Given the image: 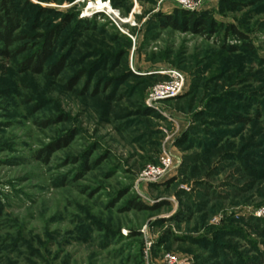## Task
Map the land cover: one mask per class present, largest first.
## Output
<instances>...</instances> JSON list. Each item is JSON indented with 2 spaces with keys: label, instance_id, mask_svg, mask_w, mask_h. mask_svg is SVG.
<instances>
[{
  "label": "rangeland",
  "instance_id": "obj_1",
  "mask_svg": "<svg viewBox=\"0 0 264 264\" xmlns=\"http://www.w3.org/2000/svg\"><path fill=\"white\" fill-rule=\"evenodd\" d=\"M101 1L17 0L0 57V264H264V0ZM56 27L43 73L25 70ZM167 70L185 88L150 103ZM164 155L169 171L144 179Z\"/></svg>",
  "mask_w": 264,
  "mask_h": 264
},
{
  "label": "trees",
  "instance_id": "obj_2",
  "mask_svg": "<svg viewBox=\"0 0 264 264\" xmlns=\"http://www.w3.org/2000/svg\"><path fill=\"white\" fill-rule=\"evenodd\" d=\"M191 16V15H190ZM191 19L188 21L187 27L185 30H192L194 33L201 34L202 26L205 25L203 19L191 16ZM165 23L164 25L173 26L175 29L179 28L177 21L173 20L172 16L164 17ZM21 15L19 12V5L17 0H0V57L11 58L13 55V51L10 49L13 47L15 42L18 40L19 35L17 32L21 27ZM62 31L60 27L54 28L52 31L48 32L43 40L41 47L35 53V56L27 59V62L22 66L25 70L33 71L36 74L43 73L45 64L52 58L58 34ZM233 32L237 35V37L242 38V33L238 32L235 28ZM234 51V49L232 48ZM63 70V61L59 62L56 66L53 67L52 74L59 75V73ZM65 141V142H64ZM69 144L66 142V139L61 141L60 144L56 146H52V148H46V151L52 153L56 149H61L62 146ZM136 209L146 210L147 206L143 204H139L135 206Z\"/></svg>",
  "mask_w": 264,
  "mask_h": 264
},
{
  "label": "built area",
  "instance_id": "obj_3",
  "mask_svg": "<svg viewBox=\"0 0 264 264\" xmlns=\"http://www.w3.org/2000/svg\"><path fill=\"white\" fill-rule=\"evenodd\" d=\"M178 5H181L185 8H192L193 0H175ZM166 74H168L169 79L166 83H159L153 89L149 102H159L168 97H175L179 95L182 90L185 88L186 77L182 72L176 70H167ZM171 157L168 155H164L160 159L159 165H150L148 166L143 174V178L146 180H156L163 177L166 172L172 167ZM180 261L171 256L169 257L170 264H178Z\"/></svg>",
  "mask_w": 264,
  "mask_h": 264
},
{
  "label": "bare ground",
  "instance_id": "obj_4",
  "mask_svg": "<svg viewBox=\"0 0 264 264\" xmlns=\"http://www.w3.org/2000/svg\"><path fill=\"white\" fill-rule=\"evenodd\" d=\"M98 4L95 5V7H98V9H103V8H109L108 5L104 4L103 1L97 0Z\"/></svg>",
  "mask_w": 264,
  "mask_h": 264
}]
</instances>
